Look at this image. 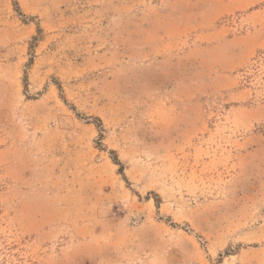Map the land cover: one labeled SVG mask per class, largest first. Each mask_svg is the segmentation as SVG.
Instances as JSON below:
<instances>
[{"label": "rangeland", "instance_id": "374dc122", "mask_svg": "<svg viewBox=\"0 0 264 264\" xmlns=\"http://www.w3.org/2000/svg\"><path fill=\"white\" fill-rule=\"evenodd\" d=\"M0 264H264V0H0Z\"/></svg>", "mask_w": 264, "mask_h": 264}]
</instances>
